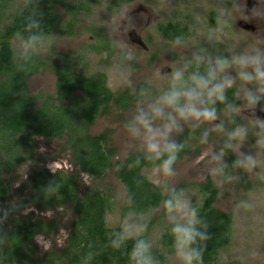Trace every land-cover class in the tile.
<instances>
[{"label": "rangeland", "instance_id": "374dc122", "mask_svg": "<svg viewBox=\"0 0 264 264\" xmlns=\"http://www.w3.org/2000/svg\"><path fill=\"white\" fill-rule=\"evenodd\" d=\"M87 2V8L74 14L75 20L71 28L68 27L73 13L68 12L66 5L78 3V0H64L63 4H57L54 11L58 18L53 32L46 37L45 45L32 61L37 62L38 68L33 71L27 85L30 94L56 95V65L62 64L70 69L71 74H83L90 76L102 72L106 75L109 88L121 94L128 91L134 95L127 101L128 107L113 104L106 114L97 117L90 125L81 122V131L96 135L110 131L111 145L115 147L114 160L126 157L125 152H136L138 149H128L127 133L124 122L130 118L137 98L147 91L145 100L152 99L166 87V80L157 76L156 70L162 66L161 74L170 72V66L166 65L175 60H181L192 48L205 47L208 50H229L236 47L237 51H250L256 47L260 35L264 37V20L250 18L248 21L237 19L234 28L230 25L224 33L215 34L210 41L205 37L209 35L215 26L218 8L227 4L229 0H81ZM4 3V15L0 22V28L11 23L19 10L24 6L25 0H2ZM258 0H246L245 14L257 5ZM122 7L131 9L129 15L133 18L135 28L129 30L126 35L112 33L108 26L114 21L119 22V13ZM123 23V22H122ZM175 24L177 36L167 37L159 30L160 26ZM179 36V37H178ZM179 38L181 43L176 44ZM19 36L11 40L14 52ZM129 51L133 60L123 61L120 49ZM227 54V53H226ZM239 83V82H238ZM231 91L229 96H231ZM43 102L42 98L39 100ZM264 104V101L261 102ZM220 118L228 117L223 107L218 108ZM250 113L243 107L240 109L238 121L249 128V136L241 145V151L255 155L256 166L251 170L232 169L234 179L230 183H221L217 177L207 174L211 166L206 159H201L203 153L209 147H218V137L212 133L211 145H200L197 141L199 131L190 133L182 139L187 146V151L178 159L175 167L177 175L169 182L176 188H183L191 196L194 204L199 208L203 204L204 194L201 191L203 184L208 179L213 181L218 189L214 205L233 215L229 243L222 248L217 256L215 264H264V125H257L250 117ZM255 116L264 119V111L257 106ZM235 125H229L234 128ZM191 130L185 127L183 134ZM177 137L179 141L183 136ZM64 139L47 141L43 137L32 136L31 148L24 146L18 149L19 163H14L13 168L5 170L3 177L11 183L10 195L6 201L0 200V215L8 210L7 218L0 223L5 226L9 223V216L13 213L24 215L26 208L31 210L27 215L35 218H55L61 224L67 223L70 215L64 208H58L42 212L36 207H23L21 201L27 199L32 193L29 174L38 167H47L52 163L54 171H75L79 166L74 164L70 150ZM43 144L45 151H39ZM0 151V157L1 155ZM1 158H6L2 156ZM225 159L231 163L235 159L234 153H229ZM48 168V167H47ZM142 174L157 187L164 181V177L153 171V167L142 170ZM206 178L201 180L200 177ZM19 186H15L16 183ZM79 190L109 189L113 193L114 204L106 214L107 225L113 230H119L124 218L129 212L125 204L128 195L126 187L115 177L113 170L107 171L101 179H96L86 173H81L78 180ZM160 191V189H159ZM161 192V191H160ZM165 197V194L162 193ZM246 200L254 206L252 208L239 207L238 202ZM51 212V216L46 213ZM143 213L148 221V228L143 233L144 237L153 243V254L158 257L160 264H178L173 254L172 237L166 238L169 227L163 203L152 207ZM63 229L67 232L61 231ZM170 234V233H169ZM69 229L61 226L52 233L45 235L52 241L51 247L44 251L33 240L38 256L47 252L63 248L67 244ZM5 236V233L2 234ZM57 241H62L58 244ZM254 253V254H253Z\"/></svg>", "mask_w": 264, "mask_h": 264}, {"label": "trees", "instance_id": "16d2710c", "mask_svg": "<svg viewBox=\"0 0 264 264\" xmlns=\"http://www.w3.org/2000/svg\"><path fill=\"white\" fill-rule=\"evenodd\" d=\"M63 3L64 0H31L12 17L10 24L0 28V151L6 157H0V200L8 199L11 188V183L3 177L4 171L25 159L20 158L19 148H31L32 136L43 137L47 141L64 139L79 169L71 172L60 170L53 174L47 167H38L29 174L32 193L21 201L20 208L36 207L42 212L64 208L70 219L61 224L55 218L22 216L17 212L11 214L9 223L5 226L0 223V264H82V258L90 251L93 259L89 264H131L128 252L132 240L120 250L108 245L112 233L118 230L111 229L106 222V214L114 204L113 193L100 188H85L81 192L78 180L81 173L101 179L107 171L113 170L127 193L133 196L134 204L131 208L127 206L128 211L145 212L159 206L165 199L142 174L144 168L152 166L143 161L141 166L135 165L138 151L121 160H114L116 149L111 145L109 130L96 135L81 131V122L88 125L94 123L113 104L128 107L127 101L132 100L134 95L128 91L121 94L112 91L102 72L90 76L71 74L70 69L62 64L56 65L55 96L30 94L27 79L37 70L38 63L29 62L20 68L13 57L11 40L25 34V17L37 9L43 34L49 36L58 18L54 7ZM3 6L0 0V22L4 15ZM66 7L69 13H73L68 24L71 28L74 14L88 6L87 2L78 0V3H68ZM160 27L166 35H172L169 29ZM176 33L175 36L178 35ZM41 98L42 103L39 102ZM190 133L192 130H187L179 141L182 142ZM187 149L185 146L179 158ZM201 186L204 199L199 212L208 222L210 233L203 260L204 264H215L219 251L229 243L233 215L214 205L218 189L213 181L208 179ZM61 226L69 229L66 246L38 256L33 246L34 235H48ZM165 237L171 238V235L167 233Z\"/></svg>", "mask_w": 264, "mask_h": 264}, {"label": "clouds", "instance_id": "9594fccd", "mask_svg": "<svg viewBox=\"0 0 264 264\" xmlns=\"http://www.w3.org/2000/svg\"><path fill=\"white\" fill-rule=\"evenodd\" d=\"M30 2L31 0H25L26 4ZM245 8L246 0H229L227 4L221 5L217 11L215 26L205 39L210 41L215 34L224 33L230 25L234 26L237 19L264 20V0H258L250 14H245ZM130 10L122 7L119 22L113 21L108 30L126 35L135 28L133 18L129 15ZM41 26L37 9L25 17V34L19 36L13 52L18 67L23 68L44 47L46 37ZM175 43L180 44V39L177 38ZM120 54L123 61L133 60L132 54L124 48L120 49ZM166 65L170 66V72L161 74L165 65L156 70L157 76L166 80V87L148 100H145L148 92L141 93L132 115L124 122L127 147L138 149L134 161L136 166H141L143 161L165 178L157 187L165 194L162 203L170 225L173 254L178 264H204L206 242L210 239L209 224L200 215L199 205L193 203L191 196L183 188L177 189L169 182L177 175L175 165L185 147L177 137L188 127L193 132L199 131L197 141L200 145H211L212 133H216L219 146L209 147L201 159H206L211 165L207 174L217 177L221 183L233 181V168L251 170L256 166L255 155L240 150L249 136V128L237 118L243 107L250 113L248 117L260 122L257 127L264 125V119L255 116L258 105L264 111V104H261L264 101V37L260 35L257 46L250 51H237L235 46L225 51H212L201 46L189 50L181 60ZM220 106L223 107L227 120L220 118ZM229 125L235 127L229 128ZM39 151H45L43 144ZM229 153L235 154L231 163L225 159ZM128 154L126 151L125 155ZM47 167L55 174L52 163ZM205 178L200 177L201 180ZM15 186H19V183ZM55 186L56 184L52 187ZM125 204L129 208L133 206L131 194L125 197ZM237 206L252 208L254 205L241 200ZM30 210L26 208L23 214L27 215ZM46 214L51 216V212ZM7 215L8 210H4L0 221L6 219ZM147 228L148 221L143 213L129 212L119 230L112 233L108 245L120 250L127 241L132 240L128 252L131 264H160L158 257L153 254L152 241L143 235ZM61 231L66 238L67 232L63 229ZM34 240L44 251L52 244L42 233L35 234ZM92 259L93 253L90 251L82 258V264H89Z\"/></svg>", "mask_w": 264, "mask_h": 264}, {"label": "flooded vegetation", "instance_id": "af4514ba", "mask_svg": "<svg viewBox=\"0 0 264 264\" xmlns=\"http://www.w3.org/2000/svg\"><path fill=\"white\" fill-rule=\"evenodd\" d=\"M175 24H168L167 26H162V27H166V29L168 30H170V32H172V35L170 34V35H166L165 34V32H164V30L161 28V27H159V30L162 32V33H164L167 37H174V35H173V33H174V31H175V29H176V26H174ZM108 85V84H107ZM47 96V95H46Z\"/></svg>", "mask_w": 264, "mask_h": 264}]
</instances>
